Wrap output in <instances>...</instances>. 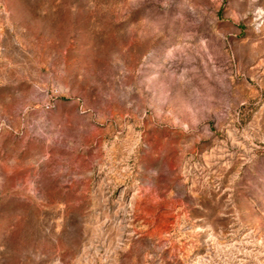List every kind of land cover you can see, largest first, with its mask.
Here are the masks:
<instances>
[{"label":"rangeland","instance_id":"1","mask_svg":"<svg viewBox=\"0 0 264 264\" xmlns=\"http://www.w3.org/2000/svg\"><path fill=\"white\" fill-rule=\"evenodd\" d=\"M0 264H264V0H0Z\"/></svg>","mask_w":264,"mask_h":264}]
</instances>
